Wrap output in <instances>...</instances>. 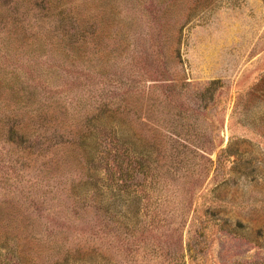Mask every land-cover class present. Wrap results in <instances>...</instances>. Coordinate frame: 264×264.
I'll list each match as a JSON object with an SVG mask.
<instances>
[{"label":"rangeland","instance_id":"374dc122","mask_svg":"<svg viewBox=\"0 0 264 264\" xmlns=\"http://www.w3.org/2000/svg\"><path fill=\"white\" fill-rule=\"evenodd\" d=\"M0 264H264V0H0Z\"/></svg>","mask_w":264,"mask_h":264},{"label":"trees","instance_id":"16d2710c","mask_svg":"<svg viewBox=\"0 0 264 264\" xmlns=\"http://www.w3.org/2000/svg\"><path fill=\"white\" fill-rule=\"evenodd\" d=\"M78 27L79 29H77V32L76 31L75 32H76V35H79L81 39L77 41V45L85 41L83 25H79ZM55 28L57 29V27ZM130 108H131L130 105H99L96 111L97 114L95 116L89 115L92 112H94L93 109L89 111H84L83 114L86 116L85 117L86 126L84 128V131L87 132V135L83 134V136L81 135L82 138L80 137L82 140L81 144H86L89 138H93L92 128L90 126L92 124L91 120L92 118L101 116V118L98 119L99 123L103 125L105 128H108L110 131L109 133L105 134L100 141H98V146L101 144L104 145V149L106 153L111 154L113 162H115V159L120 160L119 166L120 168L124 166V170L127 172V174L130 170L128 154L132 150V141L128 137V135L122 130V128L119 126V122L117 119L118 117H116V115H126L127 116L129 114ZM66 112L67 110L64 109L61 112V115L59 117V122L52 124L54 127L53 135L58 136L59 138L62 136V133H63L62 129L59 130L60 128L59 125L63 122L65 118H67ZM42 124L43 122H40L39 129H42L43 127ZM45 131H46V128H43L42 132L40 131L37 135L42 136L43 133H45ZM28 135L29 134L27 133V131L23 130V136H24L23 140H27L26 138L29 137ZM145 150L146 151H142V150L140 151V153L142 154V157H144L145 154L148 153V150L147 149ZM142 166H143V163H141V167ZM128 187L129 185H127V188ZM108 192L107 193L104 192L100 195L94 207L97 211H100L103 214L104 218H106L108 222H113L114 213L116 209V203L114 201L115 193L110 191V189ZM72 202H73V206H78L81 210L86 208V205H87V204L79 205L76 203L74 199H72ZM140 209H141V205L140 203H137V205L135 206L136 213H139Z\"/></svg>","mask_w":264,"mask_h":264}]
</instances>
